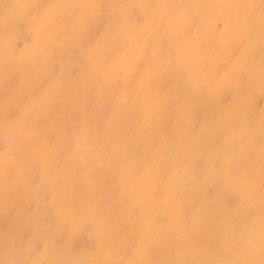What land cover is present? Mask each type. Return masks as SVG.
Instances as JSON below:
<instances>
[{
	"label": "snow or ice",
	"instance_id": "1",
	"mask_svg": "<svg viewBox=\"0 0 264 264\" xmlns=\"http://www.w3.org/2000/svg\"><path fill=\"white\" fill-rule=\"evenodd\" d=\"M3 9L0 264H264V0Z\"/></svg>",
	"mask_w": 264,
	"mask_h": 264
},
{
	"label": "bare ground",
	"instance_id": "2",
	"mask_svg": "<svg viewBox=\"0 0 264 264\" xmlns=\"http://www.w3.org/2000/svg\"><path fill=\"white\" fill-rule=\"evenodd\" d=\"M14 0H0V21L3 19L4 15V9L3 5L6 3H12ZM35 2H48V0H35ZM55 2H64V0H55ZM98 3L101 4H115L123 2V0H97ZM140 2H144V0H140ZM147 2L157 3V2H167V0H147ZM188 3H197L200 2V0H186ZM258 2V0H256ZM2 30H0V38H2ZM5 71L4 65L2 62H0V76L3 75ZM2 90H0V103H2ZM0 192H2V189H0ZM7 218L4 210L0 208V259L4 258V243H3V234L5 231V228L7 227Z\"/></svg>",
	"mask_w": 264,
	"mask_h": 264
}]
</instances>
